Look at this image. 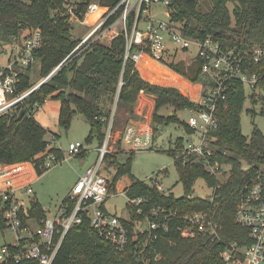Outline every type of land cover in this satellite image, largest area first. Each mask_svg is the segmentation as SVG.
<instances>
[{
    "label": "trees",
    "instance_id": "trees-1",
    "mask_svg": "<svg viewBox=\"0 0 264 264\" xmlns=\"http://www.w3.org/2000/svg\"><path fill=\"white\" fill-rule=\"evenodd\" d=\"M119 1L103 0L102 3L115 6ZM202 1L170 0L173 18L184 22L187 33L198 38L212 36L226 46L243 49L254 45L264 47V0H210L208 11L201 10ZM62 8L63 0H0V56L5 45L10 44L24 28H41L43 33L42 46L37 51L42 79L33 83L28 74L31 67L28 68L21 74L18 93L27 92L43 81L81 41L71 34L70 16L63 15L60 12ZM55 10H58L57 14ZM125 52L126 39L119 29L98 36L19 103L12 115H0V164H15L14 169H17L0 170V185L8 173L14 175L11 179L13 184L26 181L30 177L28 170L32 169L29 163L41 176L48 169L46 158L49 154L63 156L60 149L50 146L51 142L46 138L48 131L34 117L36 108L49 98L61 101V126L68 127L76 113L85 115L91 125L88 140L96 138L99 146L104 142L105 128L112 113L103 106L107 100L114 102L117 99V107L126 108L131 116L135 115L140 93L146 92L155 97L154 122L175 121L185 125L177 112L198 105L177 87L145 80L140 71L146 79L180 85L185 92L192 90V94L197 86L156 62L139 64L138 69L133 60L126 59ZM169 67L190 81L201 79L197 63L189 66L184 62L170 63ZM255 68L261 73L259 93L250 97L243 85L238 84L228 99L219 105L220 129L216 132L217 152L213 159L229 165L230 173L225 180L221 175L209 173L202 162L195 161L187 165L177 163L185 189L181 197L173 193L164 194L153 184L141 180L133 181L126 189L129 197L144 198L140 204L144 211L141 215L137 213V207L127 205L131 220L145 218L154 207L178 210L179 214L204 211L218 224V238L206 232L183 237L178 229L183 221L175 217L169 221L170 230L147 246L145 256H140L133 245L118 249L101 236L92 226L90 217L84 215L83 221L68 231L53 264H225L221 252L229 243H250L249 229L237 223L236 211L246 184L258 170H264V132L255 127L249 138L241 129V114L247 99L253 103L248 111L256 113L254 106L260 104V113L264 115V63ZM121 80L123 85L118 92ZM164 106L172 107L173 113L159 115L158 111ZM22 110L25 113L20 118ZM115 122L119 126L117 113ZM182 144L180 139L177 147ZM87 151L83 148L78 156H85ZM106 161L110 165L115 164L116 154L107 155ZM227 173L225 170L223 176ZM126 175L133 176L130 162L118 167L111 190ZM200 177L215 188L214 200L193 195V186ZM66 201L71 211L74 201L68 198ZM46 212L37 199L32 206L33 215L42 218ZM1 219L0 210V223ZM122 219L129 223L126 218Z\"/></svg>",
    "mask_w": 264,
    "mask_h": 264
},
{
    "label": "built area",
    "instance_id": "built-area-1",
    "mask_svg": "<svg viewBox=\"0 0 264 264\" xmlns=\"http://www.w3.org/2000/svg\"><path fill=\"white\" fill-rule=\"evenodd\" d=\"M102 1L63 0L60 12L70 16L71 22L80 20L84 23L91 13L100 9L103 11L91 22L93 29L50 75L56 73L72 55L83 50L91 40L115 29L124 34L125 57L133 60L137 68L142 60L147 59L164 66L184 61L199 64L200 81H189L197 86L198 97L191 100L198 107L184 109L189 115L182 120L196 137L176 146L174 159L182 165L202 162L209 173L220 175L225 171L224 164L213 159L217 152L216 132L220 129L219 105L228 99L238 84L243 85L250 97L259 93L261 73L255 67L264 63V47L254 45L243 49L222 45L212 36L198 38L190 35L185 30L184 22L173 18L170 0H120L115 6L103 5ZM161 7L163 10L159 11ZM55 12L57 14L58 10ZM42 42L41 28H24L3 48L1 56L5 55L6 60L0 62V115H12L17 105L33 92L31 89L18 93V85L21 74L38 60L37 51ZM191 48L193 51L189 52ZM183 52H189L190 56H181ZM122 85L121 80L118 92ZM189 94H192V90L187 91ZM114 114L105 128V139L98 148L96 163L79 175L58 208L54 211L46 208L44 217L39 218L32 213L33 203L37 200L32 182L26 180L13 184L11 179L14 175H4L3 185H0V228L4 239L10 236L11 241L0 248V264H53L68 231L81 223L84 215L89 216L92 226L118 249L124 250L133 245L140 256H145L147 246L170 230L169 221L175 217L183 221L178 226L183 237H193L199 232H206L213 238L219 237L218 224L204 211L179 214L178 210L154 207L145 218L131 220V216L127 217L129 223L108 212L105 204L111 196L112 180L102 170L108 165L107 161L103 165L104 160L107 155L123 150L134 152L149 148L150 143L144 133L151 132L150 124L144 126L139 123H129L124 128L114 130ZM83 148V143L71 142L68 152L63 153L62 157L49 154L46 167L78 157ZM10 165L15 164H0V170ZM152 184L168 194L159 180ZM214 191L213 187L208 197L210 200H214ZM120 193L128 197V206L137 207V213L143 214L140 206L143 197L131 198L126 190ZM67 198L74 201L71 211ZM236 221L249 229L251 242L244 245L229 243L221 252L225 264H264V170H258L246 184L236 211Z\"/></svg>",
    "mask_w": 264,
    "mask_h": 264
},
{
    "label": "rangeland",
    "instance_id": "rangeland-1",
    "mask_svg": "<svg viewBox=\"0 0 264 264\" xmlns=\"http://www.w3.org/2000/svg\"><path fill=\"white\" fill-rule=\"evenodd\" d=\"M231 7L232 5L230 4V8ZM210 8V0H203L201 3V10L208 11ZM162 10L163 7L159 9V11ZM91 22L92 21H90L89 17L84 23L80 20H73L71 34L76 39H82L93 29ZM190 51H193V49L191 48L189 52ZM189 52H183L180 55L190 56ZM5 60V55L0 56V62H5ZM187 60L191 61V59ZM142 61L145 63L146 60ZM184 63L187 66L192 64L185 61ZM164 67H167L182 79H185L188 82L190 81L184 76L176 73L169 66ZM140 73L145 80L151 83L161 86H174L177 88L179 86L181 92L187 95V92L183 91L180 85L154 82L146 79L141 71ZM28 74L33 83L39 82L42 79L41 62L39 59L33 63L31 69L28 71ZM196 93L197 91L195 89L193 94H189L187 96L190 99H197L198 95H196ZM154 99L155 97L153 95L141 92L135 105V115L131 116L126 108H118L116 101L113 102L112 100H107L105 103L103 102L105 109L112 112L111 115L114 112L115 114L117 113L119 126L116 125L117 122H115L114 130L117 128H124L129 123H139L144 126H148V124H150L151 127V132L146 131L144 133V137L149 140V148L136 150L134 152H127L126 150H123L116 153V163L111 165L109 164V166H105L102 169L105 175L113 179L118 167L121 164L130 162L131 174L133 176H124L121 181V187L117 190L113 189L111 191L112 195L106 203V207L109 209V212L115 213L118 216H130V210L127 207L128 197L125 194L120 193V188L123 189L126 186H129L133 181L141 180L147 184H152L156 180H159L166 188V192L168 194L173 193L175 196L181 197L185 193L184 184L181 180L177 163L174 159L173 150H175L180 139L183 143H185L187 140L195 138L196 135L193 134V132H190L182 123L175 121H170L168 123L154 122L152 120V115L155 109ZM252 107V100L247 99L241 114L242 133L249 138L251 137L252 131L255 127H258L264 132V115L260 113V104L254 106L257 111L256 113L248 111V109ZM60 108V100L49 98L45 104L37 107L34 111L35 119L48 131L46 138L51 142L50 146L60 149L63 153H67L71 142H81L84 144V149H87L88 151L83 157H73L58 164H53L39 177V179L32 181L34 195L44 208L51 211L58 208L63 200L69 195L73 185L78 179V174L82 173L88 166L96 161L98 155L96 148L99 146V142L96 138L88 140L91 125L88 120L82 118V115L77 113L74 114L68 127L61 126L59 123ZM171 113H173V108L168 106H164L158 111L159 115L164 116ZM188 115L189 112L185 110L177 112V116L181 121L186 119ZM105 162L106 160H104L103 165ZM223 166L228 173L227 176H223L224 172H221L220 175L225 180L228 177L230 170L229 165ZM14 167V165H10L6 166V169L9 168L11 171ZM28 171L29 176L34 177L33 169H29ZM212 192L213 187L209 185L204 177H200L195 181L193 186L194 196L208 198ZM9 241H11V237L7 236V239L5 240L3 232L0 228V248Z\"/></svg>",
    "mask_w": 264,
    "mask_h": 264
},
{
    "label": "crops",
    "instance_id": "crops-1",
    "mask_svg": "<svg viewBox=\"0 0 264 264\" xmlns=\"http://www.w3.org/2000/svg\"><path fill=\"white\" fill-rule=\"evenodd\" d=\"M154 100H155V99H154ZM171 114H172V113H171ZM98 148H99V146L96 148V151H97V154H98V155H97V159H96V161L98 160V156H99V150H98ZM96 161H95L93 164H95ZM107 163H108V162H107ZM17 164H19V163H17ZM29 164L31 165V167H32V169H33V171H34V177H30V179L28 178L27 181L32 182V181H34V180H36V179H39L40 176H39V175L37 174V172L35 171V168H34L33 164H32V163H29ZM93 164H91V165H93ZM2 165H7V164H2ZM91 165H90V166H91ZM90 166H88V167H90ZM107 166H109V163H108ZM88 167H87V168H88ZM87 168H86V169H87ZM84 171H85V170H84ZM84 171H83V172H84ZM83 172H82V173H83ZM82 173H79V174H78V177H79V175L82 174ZM123 177H124V176H123ZM123 177H121V178L118 180V182L116 183V185H115V190H117V189H119V187H121V181H122V178H123ZM110 179L113 180L112 178H110ZM129 186H130V185H129ZM129 186H126L125 188H123V189L120 188V189H121V191H123V190L125 191ZM121 191H120V192H121ZM111 195H112V192H111ZM110 197H111V196H110ZM110 197H109V198H110ZM109 198H108V199H109ZM107 201H108V200H107ZM106 203H107V202H106ZM105 207H106V204H105ZM106 209H107L108 212H109V209H108L107 207H106ZM110 213H111V212H110ZM113 214H115V213H113ZM120 217H122V216H120ZM128 217H129V216H128ZM122 218H127V217H122Z\"/></svg>",
    "mask_w": 264,
    "mask_h": 264
},
{
    "label": "bare ground",
    "instance_id": "bare-ground-1",
    "mask_svg": "<svg viewBox=\"0 0 264 264\" xmlns=\"http://www.w3.org/2000/svg\"><path fill=\"white\" fill-rule=\"evenodd\" d=\"M102 11H103V9H100V10L97 11V12L91 13V14L88 16V17L90 18V21L95 20V19L97 18L98 14H99L100 12H102ZM152 63H155V62L152 61V60L147 59V60L145 61V63L140 62L139 64H152Z\"/></svg>",
    "mask_w": 264,
    "mask_h": 264
},
{
    "label": "water",
    "instance_id": "water-1",
    "mask_svg": "<svg viewBox=\"0 0 264 264\" xmlns=\"http://www.w3.org/2000/svg\"><path fill=\"white\" fill-rule=\"evenodd\" d=\"M51 77V75L47 76L43 81H41L39 84H37L34 88H33V91L35 89H37L38 87H40L43 83H45L49 78ZM25 113V110H22L21 113H20V118L23 116V114ZM82 118L85 119V120H88V118L85 116V115H82Z\"/></svg>",
    "mask_w": 264,
    "mask_h": 264
}]
</instances>
